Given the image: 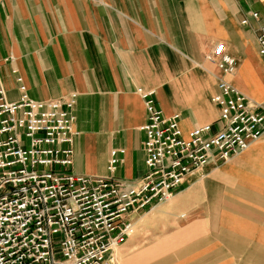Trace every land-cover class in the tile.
<instances>
[{"label":"crops","instance_id":"0c3cea01","mask_svg":"<svg viewBox=\"0 0 264 264\" xmlns=\"http://www.w3.org/2000/svg\"><path fill=\"white\" fill-rule=\"evenodd\" d=\"M261 24L264 0H0V79L11 102L21 95L14 69L33 99L77 92L72 171L108 176L111 150L123 148L115 175L131 182L146 171L140 128L147 113L137 87L155 90L165 115L179 113L185 135L215 123L220 74L208 55L224 43L238 61L225 79L263 103ZM174 249L152 264L190 259Z\"/></svg>","mask_w":264,"mask_h":264},{"label":"built area","instance_id":"2783aa9c","mask_svg":"<svg viewBox=\"0 0 264 264\" xmlns=\"http://www.w3.org/2000/svg\"><path fill=\"white\" fill-rule=\"evenodd\" d=\"M249 15L259 19L257 12ZM257 42L264 59V24ZM208 59L220 74L212 97L219 118L187 135L179 113L165 115L156 91L137 87L147 113L140 128L146 171L131 182L115 175L123 148L111 150L108 176L72 171L77 92L33 99L14 69L21 95L11 102L0 79V264H118L120 248L136 233L137 216L173 199L208 165L258 140L264 111L225 79L238 61L224 43Z\"/></svg>","mask_w":264,"mask_h":264},{"label":"rangeland","instance_id":"374dc122","mask_svg":"<svg viewBox=\"0 0 264 264\" xmlns=\"http://www.w3.org/2000/svg\"><path fill=\"white\" fill-rule=\"evenodd\" d=\"M257 97L250 99L264 109ZM146 213L137 216L136 233L120 248L118 264H152L155 254H172L179 250L174 247L189 254L179 264H264V133Z\"/></svg>","mask_w":264,"mask_h":264}]
</instances>
